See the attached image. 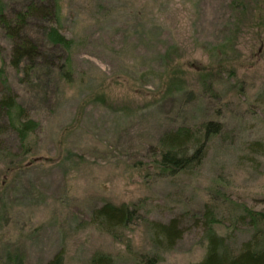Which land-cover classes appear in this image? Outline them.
Listing matches in <instances>:
<instances>
[{
  "label": "rangeland",
  "instance_id": "rangeland-1",
  "mask_svg": "<svg viewBox=\"0 0 264 264\" xmlns=\"http://www.w3.org/2000/svg\"><path fill=\"white\" fill-rule=\"evenodd\" d=\"M20 9V0H1ZM67 59L34 90L12 68L0 34V98L16 94L40 124L30 154L12 134L0 157V264H196L203 227L236 247L251 227L236 219L264 212V0H60ZM57 52H54L56 55ZM45 69L44 67H42ZM55 70V71H54ZM36 84V81H34ZM221 126L203 163L163 177L154 155L165 134ZM159 159V158H158ZM109 204L139 211L111 234L93 222ZM179 220L182 237L155 248L152 222ZM236 223V224H235Z\"/></svg>",
  "mask_w": 264,
  "mask_h": 264
},
{
  "label": "trees",
  "instance_id": "trees-1",
  "mask_svg": "<svg viewBox=\"0 0 264 264\" xmlns=\"http://www.w3.org/2000/svg\"><path fill=\"white\" fill-rule=\"evenodd\" d=\"M18 5L20 9L6 6L0 0V34L11 43L12 68L16 71L25 70L23 84L27 89L34 90L44 83L47 77L54 75L53 59H59L62 53L67 55V59L58 66V75L65 80L69 78L74 42L61 32L60 0H20ZM54 52H57L56 55ZM39 128L40 124L29 116L16 94L2 95L0 157L6 155L3 146L12 132L17 137L19 153L22 157L28 156L31 138ZM202 128H181L164 135L160 140L161 151L153 158L162 178H175L200 167L206 156L207 145L213 138L211 136L219 134L221 126L209 122ZM205 215L206 227L203 228L208 242L207 252L205 258L196 264H264V212L249 211L236 219L237 224L248 222L252 229L250 238L240 247L232 246L226 238L219 237L212 229L219 222L210 211ZM138 217L139 211L136 208L106 204L94 210L92 219L101 231L111 234L117 229L128 228ZM148 227L153 232L152 243L158 249H172L183 234L179 220L169 224L152 222ZM144 257H141L142 261L138 264H156L158 261L157 255ZM48 264H63L62 255H57ZM92 264H110V261L101 256L94 259Z\"/></svg>",
  "mask_w": 264,
  "mask_h": 264
}]
</instances>
